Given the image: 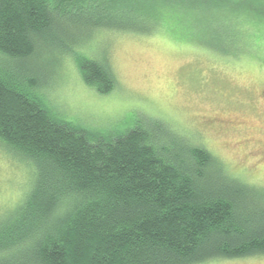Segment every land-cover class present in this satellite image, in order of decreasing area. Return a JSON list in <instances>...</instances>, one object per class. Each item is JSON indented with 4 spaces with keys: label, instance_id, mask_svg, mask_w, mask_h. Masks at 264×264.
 I'll list each match as a JSON object with an SVG mask.
<instances>
[{
    "label": "trees",
    "instance_id": "1",
    "mask_svg": "<svg viewBox=\"0 0 264 264\" xmlns=\"http://www.w3.org/2000/svg\"><path fill=\"white\" fill-rule=\"evenodd\" d=\"M165 8L186 10L180 0H0V60L17 65H0V140L35 167L21 214L0 230L12 264H191L264 254V188L181 136L187 144L174 146L141 126L95 134L45 100L38 73L18 69L50 47L69 49L80 28L130 24L120 14L154 15L153 24L169 27ZM76 60L85 82L114 86L104 58Z\"/></svg>",
    "mask_w": 264,
    "mask_h": 264
},
{
    "label": "rangeland",
    "instance_id": "2",
    "mask_svg": "<svg viewBox=\"0 0 264 264\" xmlns=\"http://www.w3.org/2000/svg\"><path fill=\"white\" fill-rule=\"evenodd\" d=\"M180 1L186 10L161 11L169 27L158 19L153 24L154 15L120 14L130 24L80 28L69 49L50 47L18 69L38 73L45 100L95 134L141 126L174 146L187 144L181 136L205 147L228 173L264 188V0ZM202 33L214 43L194 36ZM81 53L106 60L115 78L111 89L83 80ZM13 64L0 60L17 69ZM34 177L33 161L0 140V230L21 214ZM8 252L0 251V264H12ZM191 264H264V254Z\"/></svg>",
    "mask_w": 264,
    "mask_h": 264
}]
</instances>
